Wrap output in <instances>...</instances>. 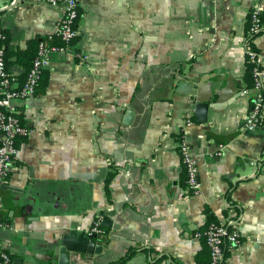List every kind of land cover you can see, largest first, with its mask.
I'll return each mask as SVG.
<instances>
[{"label":"crops","instance_id":"0c3cea01","mask_svg":"<svg viewBox=\"0 0 264 264\" xmlns=\"http://www.w3.org/2000/svg\"><path fill=\"white\" fill-rule=\"evenodd\" d=\"M14 1L0 0L14 50L55 33L66 6ZM256 4L264 19V0H78L77 42L54 51L36 95L18 100L29 132L0 189V245L13 264H113L129 253L123 264H204L211 221L240 227L227 264H264V125L246 128L241 93L248 54L264 66V31L249 34ZM179 77L198 93L179 90ZM105 217L104 255H51L69 230Z\"/></svg>","mask_w":264,"mask_h":264},{"label":"built area","instance_id":"2783aa9c","mask_svg":"<svg viewBox=\"0 0 264 264\" xmlns=\"http://www.w3.org/2000/svg\"><path fill=\"white\" fill-rule=\"evenodd\" d=\"M49 3H65V12L56 26L55 33L48 34L41 39L37 54L29 69L25 80L21 83L18 76L6 66L2 50L0 51V189L11 176L13 163L19 152L20 137L28 135L29 128L22 122L18 100L36 95L38 85L46 70L51 65L52 53L64 51L71 45L78 35L75 27L79 17L78 0H46ZM249 34L257 35L264 31L262 5L256 4L249 13ZM54 34H60L67 48L53 45ZM251 61L256 62V55H251ZM253 85L244 87L242 94L250 96L251 106L246 116V128L255 129L264 125V66L257 65L253 70ZM179 152L184 165L186 185L189 193L197 194L201 190L199 166L192 152L191 144L182 138L179 141ZM3 199L0 194V206ZM100 219L94 222L90 234H104L100 228ZM3 222L0 218V226ZM206 244L210 250L209 264H227L226 246L234 247L241 241V232L238 224L233 227L223 222H212L205 231ZM0 264H13L10 252L0 245Z\"/></svg>","mask_w":264,"mask_h":264},{"label":"water","instance_id":"95a60500","mask_svg":"<svg viewBox=\"0 0 264 264\" xmlns=\"http://www.w3.org/2000/svg\"><path fill=\"white\" fill-rule=\"evenodd\" d=\"M19 0H15L11 6L16 5ZM9 8V7H7ZM5 9H0V11ZM179 90L187 92L189 94L196 95L198 93V84L194 81L186 80L179 77ZM208 88V86L206 87ZM210 103L200 101L197 103V107L201 109L202 107H209ZM134 112L128 111L127 118H131ZM111 219L105 217L101 223L102 226H106ZM103 234L88 232L85 229H71L66 234L63 235L59 244L55 247L54 251L51 253L57 254L55 259H59L62 263V259L70 260L73 256L84 255L88 259L96 260V258L104 255L106 248L104 246ZM54 258V257H53Z\"/></svg>","mask_w":264,"mask_h":264},{"label":"trees","instance_id":"16d2710c","mask_svg":"<svg viewBox=\"0 0 264 264\" xmlns=\"http://www.w3.org/2000/svg\"><path fill=\"white\" fill-rule=\"evenodd\" d=\"M80 15L81 14L79 12V17H78V20L76 21V25H75L76 28H78V21L80 19ZM78 38H79V35H76L74 37V39L72 40L70 46L75 44L77 42ZM41 39H43V37L31 39L28 41V45L26 48H23V49L20 48V49L14 50V49L10 48L11 33L8 30H6L0 26V51L2 50V52H3V56L5 59L7 68L9 69L12 64L16 63V64H20L21 66H23L26 69V71L23 74L18 76L19 81L21 83L25 80L27 73L33 64V61H34L35 56L37 54L38 45H39ZM251 42H252V38L249 40L248 43L250 44ZM52 43H53V45H56L58 47H63L65 49L67 48V44L65 43V41L63 40V38L61 37L60 34H54L53 35ZM247 60H248L247 61L248 68H247V72L245 74L246 75L245 78H246L247 86L251 87L253 85V80H254L253 70L257 66V64L255 62L251 61V55H249V54H248ZM44 75H43V77H45ZM43 77H42V79H43ZM38 87H39V85H38ZM20 117H21V115H20ZM263 123H264V120H263ZM212 222L219 223L218 221H211L210 223H212ZM100 228L104 231V228L102 225H100ZM104 233H105V231H104ZM203 238L205 239V234L203 235ZM205 243H206V239H205ZM228 247L229 246H226L225 255H226V251H227ZM206 249H207L206 250L207 251V257L204 260V264H209L210 263V250H209V247L207 246V244H206ZM130 255H131L130 253L125 255L123 258L119 259L118 261L114 262L113 264L125 263V261L128 260Z\"/></svg>","mask_w":264,"mask_h":264}]
</instances>
